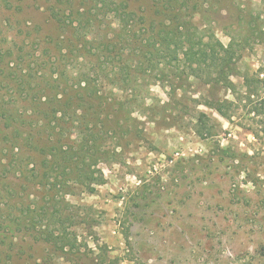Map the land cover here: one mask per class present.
Segmentation results:
<instances>
[{
    "label": "rangeland",
    "instance_id": "374dc122",
    "mask_svg": "<svg viewBox=\"0 0 264 264\" xmlns=\"http://www.w3.org/2000/svg\"><path fill=\"white\" fill-rule=\"evenodd\" d=\"M62 1L71 18V0ZM128 1L145 18L139 26L162 27L164 16L157 13L154 0ZM86 3L75 0L74 5L83 11ZM55 4L59 0H0V56L7 54L0 66L8 71L20 55L38 57L44 51L42 66L32 64L41 81L61 70L71 76L82 56L89 59L92 53L82 44L73 60L55 56L71 51L73 36L71 26L60 28L51 15ZM182 4L187 7L181 22L192 31L214 34L224 44L233 37L241 42L230 77L234 85L224 86L218 73L178 80L156 71L111 88L108 61L105 94L112 98L117 93L114 97L124 105L103 125L109 129L116 124L118 134L103 140L110 151L100 155L97 167L105 182L94 192L73 182L58 193L66 232L77 237L75 247L55 249L10 222L13 232L6 242H1L0 229V264L8 262V255L9 264H264V0L173 2ZM94 12L97 27L85 29V34L117 37L115 17L100 7ZM58 40L64 44L57 46ZM133 48L120 50L115 61L126 62ZM19 99L16 108L30 112V103ZM208 102L223 107L227 116ZM201 113L209 118L205 123L210 136L197 132ZM66 130L76 137L71 121ZM5 145L0 146L2 164L11 163ZM19 154L16 170L0 166V223L9 214L22 217L29 204L39 208L47 202L49 186L45 190L27 180V170L41 156L30 145Z\"/></svg>",
    "mask_w": 264,
    "mask_h": 264
},
{
    "label": "trees",
    "instance_id": "16d2710c",
    "mask_svg": "<svg viewBox=\"0 0 264 264\" xmlns=\"http://www.w3.org/2000/svg\"><path fill=\"white\" fill-rule=\"evenodd\" d=\"M91 1L94 3L88 4ZM154 1L157 5V13L164 16L162 27L139 26L140 20L145 18L130 9L128 0H88L83 11H81L82 7L74 5L75 0H71V18L66 15V10L64 11L63 1L59 0V4L50 7L51 15L54 14L60 28L65 30L71 26L73 36L71 51L63 54L60 50L61 56L56 54L55 56L61 60L64 58L73 60L82 44V47H88L89 53H92L89 59L82 56L78 67H73H77V70L71 69V76L68 71L61 70L51 79L44 78L41 81L36 80V71L32 68V64L36 62L38 66H42L39 62L44 51L39 53L41 55L38 57L34 53H27V56L20 55L14 60L13 68L8 71L4 66H0L2 134L0 146L6 144L4 146L8 149L6 155L10 156L9 160L11 159V163L2 164L4 158L0 155V166L3 165L5 170H16V166L18 167L20 163L18 162L20 149L30 145L41 159L27 170L30 174L26 176L27 180L33 185L42 184L45 190L49 186L45 194L46 205L36 208L35 205L32 207L29 204L22 211V217L15 219L12 217L13 214L5 217L0 223L1 242H6V239L11 237L13 232L11 222L20 226L23 233L27 231L36 241L50 244L55 249L65 250L66 246H69L71 250L75 247L77 237L74 236L72 239L66 232L68 227L64 225L62 210H59L58 193L71 187L73 182L84 185L89 192H94L96 185L105 182L102 170L97 167L100 155L108 156L110 151L104 149L103 140L118 134L115 129L116 124L109 129H104L103 125L107 119L113 118L120 106L124 105L114 97L117 93H113L112 98L105 94L103 84L105 78L110 77V74L106 73L109 68L108 61L112 63L110 67L113 70L111 88H117L121 80L132 84L138 82V76L156 71L162 75V78L169 79L175 75L178 80L200 78L202 73L212 78V75L218 73L224 86L234 85L230 77L235 73L241 42L233 37L228 44H224L214 34L205 35L200 31H192L184 24L185 22H181L182 12L187 6L183 7L182 4L176 7L173 5L175 0ZM99 7L106 15H113L119 24L117 37L114 39L94 37L90 35L91 33L85 34V29L97 27V24H94L97 13L94 9ZM55 44L60 46L64 41L58 40ZM133 45L135 50L128 54L126 62L115 61L118 60L119 55H122L120 50ZM6 56L7 54L1 55L0 62H3ZM23 63L26 65L23 66ZM50 64L56 65L54 62ZM37 70L42 68L38 67ZM134 77H136L135 81ZM8 85L12 90L10 86L7 87ZM7 96L14 98V101L6 100ZM20 97L24 98L22 101L30 103V112L27 109L23 111L16 108L19 106ZM206 104L216 107L222 115L227 116L223 107L215 106L210 102ZM110 106L111 113L108 111ZM26 115H33L34 119ZM92 120L96 122L93 123ZM207 120H209L208 116L201 113L197 128L201 137L212 134L211 129L206 127ZM70 121L71 126L77 128L74 139L73 131L70 135L66 130V124ZM110 129H112L111 133ZM37 178H40L39 181H36ZM8 257V262L2 264L10 263L12 255ZM99 264H117V262L102 260Z\"/></svg>",
    "mask_w": 264,
    "mask_h": 264
}]
</instances>
